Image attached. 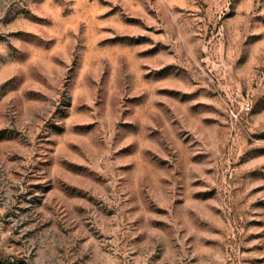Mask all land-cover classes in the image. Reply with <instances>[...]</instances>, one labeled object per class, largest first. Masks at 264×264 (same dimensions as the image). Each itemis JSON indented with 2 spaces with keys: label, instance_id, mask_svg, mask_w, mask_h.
<instances>
[{
  "label": "rangeland",
  "instance_id": "rangeland-1",
  "mask_svg": "<svg viewBox=\"0 0 264 264\" xmlns=\"http://www.w3.org/2000/svg\"><path fill=\"white\" fill-rule=\"evenodd\" d=\"M0 264H264V0H0Z\"/></svg>",
  "mask_w": 264,
  "mask_h": 264
}]
</instances>
